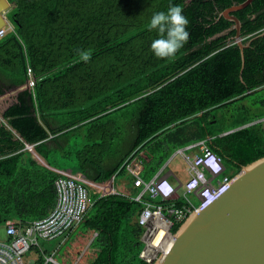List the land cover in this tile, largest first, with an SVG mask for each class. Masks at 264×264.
<instances>
[{
	"label": "trees",
	"instance_id": "16d2710c",
	"mask_svg": "<svg viewBox=\"0 0 264 264\" xmlns=\"http://www.w3.org/2000/svg\"><path fill=\"white\" fill-rule=\"evenodd\" d=\"M7 1L14 32L0 39V97L24 86L28 72L36 82L0 117V229L51 213L60 175L50 168H70L94 184L113 179L117 192L132 195L127 167L147 181L195 141L206 140L232 177L264 157V124L257 122L264 118V0L233 13L243 42L252 40L242 81L240 50L230 41L234 23L218 15L245 0ZM170 4L182 7L190 38L174 58L159 59L151 50L159 33L147 26ZM80 51L91 52L87 63ZM90 193L92 207L55 260L148 264L140 258V205ZM31 251L34 264H43L40 250Z\"/></svg>",
	"mask_w": 264,
	"mask_h": 264
},
{
	"label": "built area",
	"instance_id": "2783aa9c",
	"mask_svg": "<svg viewBox=\"0 0 264 264\" xmlns=\"http://www.w3.org/2000/svg\"><path fill=\"white\" fill-rule=\"evenodd\" d=\"M7 13L8 11L3 15L6 25L0 28V39L7 33L14 32V27L6 17ZM35 82L33 74L28 72L26 87L32 88ZM257 122L264 124V119ZM26 149L32 150V147L26 146ZM176 157L185 166L183 172L185 179L181 182L182 193L178 195L173 183L180 180L172 173H165L168 164ZM55 172L60 175L55 181V207L45 218L31 221L23 228L14 221H6L4 228L6 238L0 239V264H28L25 255L32 249L39 248L38 240L53 242L65 239L82 223L92 207L94 200L88 183L83 178L64 170L55 169ZM127 172L132 177V187L137 190L135 194L117 192L113 186V179L110 180V185H93V193L101 197L121 195L140 205L136 218L138 225L144 229L141 236L144 246L140 258L148 264L160 261V257L168 252L166 242H162L165 237L164 231L167 238H173L171 227L174 224L182 223L193 211L200 212L206 209L229 189L232 180L221 158L209 148L206 140L195 141L176 149L166 164L147 181L130 167H127ZM157 198L169 204L155 205L152 201ZM176 201L182 203L177 206ZM96 236L97 233H94L93 238ZM42 255L44 264H59L55 260V253Z\"/></svg>",
	"mask_w": 264,
	"mask_h": 264
},
{
	"label": "water",
	"instance_id": "95a60500",
	"mask_svg": "<svg viewBox=\"0 0 264 264\" xmlns=\"http://www.w3.org/2000/svg\"><path fill=\"white\" fill-rule=\"evenodd\" d=\"M252 2L245 0L218 15V19L234 23L235 35L230 41L240 50L241 81L244 50L252 40L243 42L241 23L233 13ZM10 7L7 0H0V28L6 25L3 15ZM173 238L166 255L153 264H264V157L242 166L229 189L203 211H193Z\"/></svg>",
	"mask_w": 264,
	"mask_h": 264
},
{
	"label": "clouds",
	"instance_id": "9594fccd",
	"mask_svg": "<svg viewBox=\"0 0 264 264\" xmlns=\"http://www.w3.org/2000/svg\"><path fill=\"white\" fill-rule=\"evenodd\" d=\"M12 7L13 4H11V7L6 16L8 21V14L11 11ZM188 24L189 21L187 17L183 15V9L179 5L170 4L166 12L161 11L153 14L150 23L147 27L150 31L157 30L159 33V38L154 39L151 43V50L154 55L159 59L174 58L175 55L180 51L181 48H183V46L188 42L190 38V33L187 31ZM90 59V51H80V61L87 63ZM26 86L27 82L24 86L18 89H31L27 88ZM109 182L110 181H108L107 183Z\"/></svg>",
	"mask_w": 264,
	"mask_h": 264
},
{
	"label": "rangeland",
	"instance_id": "374dc122",
	"mask_svg": "<svg viewBox=\"0 0 264 264\" xmlns=\"http://www.w3.org/2000/svg\"><path fill=\"white\" fill-rule=\"evenodd\" d=\"M10 4V3H9ZM11 5V4H10ZM10 21V20H9ZM11 22V21H10ZM16 97H17V93H16V91H10V92H7L5 95H3V96H1L0 97V115H1V113L2 112H4L9 106H11V105H13V104H15L16 103ZM246 103V102H245ZM217 117H218V120L221 118V113L219 112V113H217V115H216ZM240 118L241 117H239V120H238V122H240L241 120H240ZM237 123V121H235V123H233V124H231L230 126H232V125H235ZM263 124V123H262ZM243 126H245V125H243ZM238 129V128H237ZM29 153H31L32 154V152H34V150L32 149V150H27ZM34 156V155H33ZM32 157V156H31ZM184 168H185V166H184V164L180 161V159L179 158H174L169 164H168V166H167V168H166V170H165V173L166 174H168V173H172V174H174V175H176L177 176V179L178 180H180V182H175V183H173V186H174V188L177 190V195L179 194V193H182V190H181V182H183L184 181V177H180L182 174H183V172H184ZM63 169L65 170V168L63 167ZM66 170H70V168H66ZM72 171V170H71ZM227 171V170H226ZM229 174H234V170L233 169H228V171H227ZM72 173H74L73 171H72ZM165 174V175H166ZM171 180V182H174L172 179H170ZM105 184H107V185H110L109 183H105ZM104 185V184H103ZM89 189H90V191H94V189L91 187V186H89ZM136 220V219H135ZM0 237L1 238H6V236H5V232H4V229L2 228V229H0ZM60 239H58V240H56V241H53V242H45V241H42V240H38L39 241V248H38V250L39 249H41V250H43V251H51L55 246H56V244L58 243V242H60L59 241ZM73 248H75V247H73ZM27 257L28 258H31V259H35V255H33V256H31V254H27V255H25V258H26V262L28 261V259H27Z\"/></svg>",
	"mask_w": 264,
	"mask_h": 264
},
{
	"label": "crops",
	"instance_id": "0c3cea01",
	"mask_svg": "<svg viewBox=\"0 0 264 264\" xmlns=\"http://www.w3.org/2000/svg\"><path fill=\"white\" fill-rule=\"evenodd\" d=\"M264 119V118H263ZM214 123V122H213ZM34 155V156H33ZM31 156H32V158L35 160V161H37L39 164H41V165H43V166H45V167H49L48 165H47V163L44 161V159L43 158H41L35 151L34 152H32V154H31ZM50 168V167H49ZM51 170H53V171H55V169L54 168H50ZM58 170V169H57ZM62 170H64V169H62ZM72 169H70V170H64V171H68V172H70V173H72V171L74 172V174H76L77 176H79V177H81V178H83L87 183H88V188H89V186H91L92 188H93V185H100V184H94L93 182H91V181H88L87 179H85V177L80 173V172H78V171H75V170H72ZM135 172V171H134ZM136 173V172H135ZM133 195V194H132ZM136 221V220H135ZM70 235H71V233L67 236V237H65V239H63V240H59L60 242H58L57 244H56V246L51 250V251H43V250H41L40 249V253H41V255L42 254H45V255H51L52 253H55V255L58 253V250H59V248H60V246H62V245H64V243L69 239V237H70ZM91 242V241H90ZM29 254H31V256H33V255H35L36 257H35V259H31V258H28L27 257V259H28V261H27V263L28 264H34L35 262H36V260H37V253H36V251H31ZM28 254V255H29ZM42 257H43V255H42ZM26 259V258H25ZM43 264H44V262H43ZM60 264V263H59Z\"/></svg>",
	"mask_w": 264,
	"mask_h": 264
},
{
	"label": "bare ground",
	"instance_id": "6f19581e",
	"mask_svg": "<svg viewBox=\"0 0 264 264\" xmlns=\"http://www.w3.org/2000/svg\"><path fill=\"white\" fill-rule=\"evenodd\" d=\"M163 234L165 235V237L162 239V242H166V244H167L166 249H168V251H169V249L173 245L174 238H172V237L171 238L170 237L167 238V234L165 233V231H164ZM158 241H159V239L155 242V245L158 243Z\"/></svg>",
	"mask_w": 264,
	"mask_h": 264
}]
</instances>
